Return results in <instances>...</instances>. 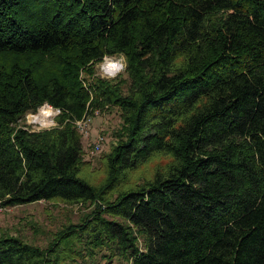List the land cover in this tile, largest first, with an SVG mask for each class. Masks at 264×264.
I'll return each mask as SVG.
<instances>
[{
  "label": "trees",
  "instance_id": "1",
  "mask_svg": "<svg viewBox=\"0 0 264 264\" xmlns=\"http://www.w3.org/2000/svg\"><path fill=\"white\" fill-rule=\"evenodd\" d=\"M108 107L93 183L74 122ZM36 201L89 209L44 247L0 234V264H264V0H0V205Z\"/></svg>",
  "mask_w": 264,
  "mask_h": 264
},
{
  "label": "rangeland",
  "instance_id": "2",
  "mask_svg": "<svg viewBox=\"0 0 264 264\" xmlns=\"http://www.w3.org/2000/svg\"><path fill=\"white\" fill-rule=\"evenodd\" d=\"M116 56L118 57V55ZM93 75L101 79H107L100 72L98 63L94 65ZM119 77L123 78L124 73L116 79ZM55 116L52 119L55 120ZM24 120L25 117L23 116L20 123L25 124ZM119 123L120 118L117 109L108 107L102 110H94L90 114V121L84 127V132L78 131L81 136L83 159L85 161L82 174L93 183H100L104 178L103 156L115 141L113 134ZM47 129L49 128H41L37 125V128L33 130L42 131ZM98 137H101V140L98 146L95 147ZM157 160L158 158H154L136 169L133 173V179L148 174ZM88 209L87 206L69 205L57 201H36L8 207L0 206V234L17 236L25 242L44 247L54 231L67 222H76L81 214L87 212ZM101 254H97L91 264H122L121 262L116 263L115 259L108 263L105 258L101 257Z\"/></svg>",
  "mask_w": 264,
  "mask_h": 264
},
{
  "label": "clouds",
  "instance_id": "3",
  "mask_svg": "<svg viewBox=\"0 0 264 264\" xmlns=\"http://www.w3.org/2000/svg\"><path fill=\"white\" fill-rule=\"evenodd\" d=\"M98 66L104 78L113 80L126 72L127 58L123 53H120L118 57L105 54L98 62ZM60 111L51 105L42 106L34 114L30 113L31 122L41 128L54 127L56 121L52 117Z\"/></svg>",
  "mask_w": 264,
  "mask_h": 264
},
{
  "label": "built area",
  "instance_id": "4",
  "mask_svg": "<svg viewBox=\"0 0 264 264\" xmlns=\"http://www.w3.org/2000/svg\"><path fill=\"white\" fill-rule=\"evenodd\" d=\"M111 56H116V55H111ZM45 105H49V104H47V103H43L42 105H41V107L42 106H45ZM40 107V106H39ZM38 107V108H39ZM37 108V109H38ZM55 108V107H54ZM36 112V111H35ZM35 112H27V113H25L24 114V117H25V124H22L23 125V127H25V128H27L28 130H33V129H36L37 128V125L36 124H33L32 122H31V115H30V113H32V114H34ZM93 113V112H92ZM58 114V113H57ZM57 114H55V115H57ZM53 118V117H52ZM90 121V114H85L81 119H79V120H76L75 122H74V125H75V127H76V129L78 130V131H83L84 132V127L86 126V124H87V122H89ZM34 131V130H33ZM101 140V137H98L97 138V140H96V143H95V147H97L98 146V144H99V141ZM1 206V205H0Z\"/></svg>",
  "mask_w": 264,
  "mask_h": 264
}]
</instances>
